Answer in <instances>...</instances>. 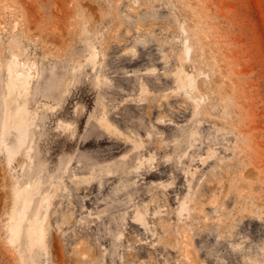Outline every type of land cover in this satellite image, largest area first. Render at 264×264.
Instances as JSON below:
<instances>
[{
	"label": "rangeland",
	"instance_id": "374dc122",
	"mask_svg": "<svg viewBox=\"0 0 264 264\" xmlns=\"http://www.w3.org/2000/svg\"><path fill=\"white\" fill-rule=\"evenodd\" d=\"M16 54L37 115L8 162ZM36 180L46 243L12 242ZM0 264H264V0H0Z\"/></svg>",
	"mask_w": 264,
	"mask_h": 264
},
{
	"label": "bare ground",
	"instance_id": "6f19581e",
	"mask_svg": "<svg viewBox=\"0 0 264 264\" xmlns=\"http://www.w3.org/2000/svg\"><path fill=\"white\" fill-rule=\"evenodd\" d=\"M15 54V53H14ZM27 62V61H25ZM25 62L21 61L17 54L13 55L12 63L10 66V78L7 82V88L9 95L14 102V105H8L4 114V130L2 132V139L7 151V161L10 162L15 155L19 153L21 148L26 144L28 140V134L30 128L33 125L34 118L37 112H34L30 118V110L28 108L27 94L30 92V88L34 79V74L31 73L30 68H27ZM182 60V64L191 67V62ZM26 65V66H25ZM181 70V69H179ZM37 72V71H36ZM187 82L192 83L194 76L188 72ZM187 94L195 102V106L198 107L203 99V95L198 87L194 89H188ZM20 98L21 100H18ZM12 130L15 131L16 140L13 143L7 141L8 133ZM40 183L36 180L32 185H25L18 187L16 182L13 183L14 198L12 207L8 217V225L11 231V241H17L24 225L26 226L27 235L32 244L46 243L47 230L45 223L47 222L48 210L51 206V198L55 191V186L51 188L49 192L42 193ZM33 187L39 194L35 204V198L33 191L30 190ZM183 207H186V202L182 203ZM32 212V216L29 217V213ZM140 214L139 212L137 213Z\"/></svg>",
	"mask_w": 264,
	"mask_h": 264
}]
</instances>
